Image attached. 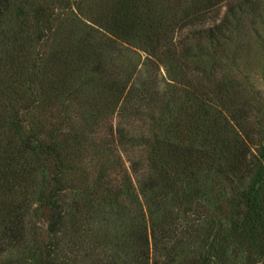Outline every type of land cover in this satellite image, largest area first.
<instances>
[{
  "label": "trees",
  "instance_id": "trees-1",
  "mask_svg": "<svg viewBox=\"0 0 264 264\" xmlns=\"http://www.w3.org/2000/svg\"><path fill=\"white\" fill-rule=\"evenodd\" d=\"M221 2L0 0V264H210L241 242L264 264V120L224 72Z\"/></svg>",
  "mask_w": 264,
  "mask_h": 264
},
{
  "label": "rangeland",
  "instance_id": "rangeland-1",
  "mask_svg": "<svg viewBox=\"0 0 264 264\" xmlns=\"http://www.w3.org/2000/svg\"><path fill=\"white\" fill-rule=\"evenodd\" d=\"M215 9V18L213 19L215 22H219L227 11L232 10L235 17L239 16V20L233 22L235 27L230 24L234 32L230 38L232 44L228 45L226 58L224 57L222 61L225 65L224 72L231 78L240 81L241 87H245V91L251 93L250 96L245 97L246 99L249 97L251 100L248 103L251 118L259 116L264 120V0H222ZM143 58L142 53H133L127 50L119 54L114 62L123 72L132 73L131 82L133 76L141 68ZM131 69H135V72H131ZM159 71L165 77L163 68H160ZM241 87L240 89H243ZM91 91H93L92 97L96 94L95 87L94 90L91 88ZM109 117L113 130H115L116 116L114 112ZM252 153L257 154L256 147L253 148ZM124 163L128 168V162L125 161ZM85 164L91 167L94 162L86 160ZM31 209L40 212L35 204L32 205ZM31 209L30 211H32ZM23 234L26 238L25 245L28 247L37 246L42 252H46L44 245L48 240V234L46 217L43 214L37 213L35 215L30 212L24 220ZM16 254V252L12 254L13 258L16 259L13 264H29L30 257L23 258V262H17ZM259 256L261 257H258L257 251L247 247L242 242L241 244L232 243L224 245L220 255L211 258L210 264H259L262 262L263 254ZM199 264H201L200 260Z\"/></svg>",
  "mask_w": 264,
  "mask_h": 264
}]
</instances>
